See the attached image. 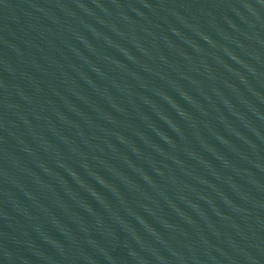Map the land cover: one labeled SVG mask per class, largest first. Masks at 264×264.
<instances>
[{
	"label": "water",
	"instance_id": "1",
	"mask_svg": "<svg viewBox=\"0 0 264 264\" xmlns=\"http://www.w3.org/2000/svg\"><path fill=\"white\" fill-rule=\"evenodd\" d=\"M0 264H264V0H0Z\"/></svg>",
	"mask_w": 264,
	"mask_h": 264
}]
</instances>
